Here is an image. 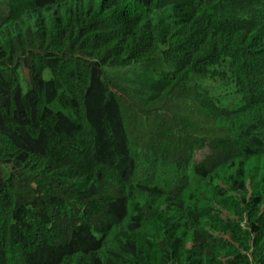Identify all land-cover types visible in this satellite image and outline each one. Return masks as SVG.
<instances>
[{
    "label": "trees",
    "instance_id": "1",
    "mask_svg": "<svg viewBox=\"0 0 264 264\" xmlns=\"http://www.w3.org/2000/svg\"><path fill=\"white\" fill-rule=\"evenodd\" d=\"M0 264H264V0H0Z\"/></svg>",
    "mask_w": 264,
    "mask_h": 264
},
{
    "label": "rangeland",
    "instance_id": "2",
    "mask_svg": "<svg viewBox=\"0 0 264 264\" xmlns=\"http://www.w3.org/2000/svg\"><path fill=\"white\" fill-rule=\"evenodd\" d=\"M229 102H230V105H233L234 102H237V101H236V99H233V101L232 100H229ZM137 104H138L137 102L135 103V102L132 101V102L128 103L127 101H125V105L128 106V111H135V110H137L138 109L137 108ZM138 116L140 118L143 117V116H141V113ZM204 157H205L204 153H200V154L197 155V159L198 160L204 159Z\"/></svg>",
    "mask_w": 264,
    "mask_h": 264
}]
</instances>
